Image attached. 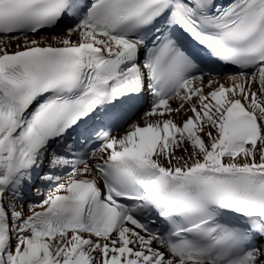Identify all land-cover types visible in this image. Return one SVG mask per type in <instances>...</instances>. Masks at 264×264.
<instances>
[{"label": "snow or ice", "instance_id": "6c2138e0", "mask_svg": "<svg viewBox=\"0 0 264 264\" xmlns=\"http://www.w3.org/2000/svg\"><path fill=\"white\" fill-rule=\"evenodd\" d=\"M0 264H264V0H0Z\"/></svg>", "mask_w": 264, "mask_h": 264}, {"label": "bare ground", "instance_id": "6f19581e", "mask_svg": "<svg viewBox=\"0 0 264 264\" xmlns=\"http://www.w3.org/2000/svg\"><path fill=\"white\" fill-rule=\"evenodd\" d=\"M220 77H221V80H223L224 75H220ZM119 134H121V130L117 133V135H119ZM26 210H27V208H25V211Z\"/></svg>", "mask_w": 264, "mask_h": 264}]
</instances>
